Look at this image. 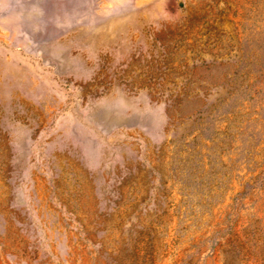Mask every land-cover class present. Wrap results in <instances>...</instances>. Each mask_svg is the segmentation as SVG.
<instances>
[{"label": "rangeland", "instance_id": "obj_1", "mask_svg": "<svg viewBox=\"0 0 264 264\" xmlns=\"http://www.w3.org/2000/svg\"><path fill=\"white\" fill-rule=\"evenodd\" d=\"M0 264H264V0H0Z\"/></svg>", "mask_w": 264, "mask_h": 264}]
</instances>
